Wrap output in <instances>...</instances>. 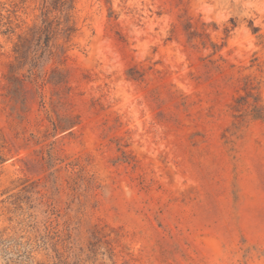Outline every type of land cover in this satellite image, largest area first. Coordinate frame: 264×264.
<instances>
[{
    "label": "rangeland",
    "instance_id": "374dc122",
    "mask_svg": "<svg viewBox=\"0 0 264 264\" xmlns=\"http://www.w3.org/2000/svg\"><path fill=\"white\" fill-rule=\"evenodd\" d=\"M0 264H264V0H0Z\"/></svg>",
    "mask_w": 264,
    "mask_h": 264
}]
</instances>
